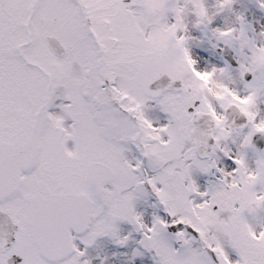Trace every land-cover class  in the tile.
I'll list each match as a JSON object with an SVG mask.
<instances>
[{
  "label": "snow or ice",
  "instance_id": "6c2138e0",
  "mask_svg": "<svg viewBox=\"0 0 264 264\" xmlns=\"http://www.w3.org/2000/svg\"><path fill=\"white\" fill-rule=\"evenodd\" d=\"M0 264H264V0H0Z\"/></svg>",
  "mask_w": 264,
  "mask_h": 264
}]
</instances>
